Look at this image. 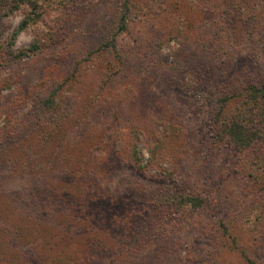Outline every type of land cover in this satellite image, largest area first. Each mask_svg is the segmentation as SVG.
<instances>
[{
  "label": "rangeland",
  "instance_id": "1",
  "mask_svg": "<svg viewBox=\"0 0 264 264\" xmlns=\"http://www.w3.org/2000/svg\"><path fill=\"white\" fill-rule=\"evenodd\" d=\"M124 3L0 0V264H264V161L216 118L264 81V0H165L119 32Z\"/></svg>",
  "mask_w": 264,
  "mask_h": 264
},
{
  "label": "trees",
  "instance_id": "2",
  "mask_svg": "<svg viewBox=\"0 0 264 264\" xmlns=\"http://www.w3.org/2000/svg\"><path fill=\"white\" fill-rule=\"evenodd\" d=\"M124 1L123 10L122 12L120 10V16H118L119 32L128 30L129 21L131 19L133 20V18L138 15V11L142 10L145 13H152L155 15L162 12L165 8V0H146L145 4L143 3L141 6L133 4V0ZM31 4V2H28L29 6ZM116 37L117 35L113 34L112 39L107 41L108 47L106 49L111 48V50H117ZM37 46V44H33L29 49L35 50ZM244 91L249 93L247 97L248 100L245 101L244 99L241 104L233 109H229V111L226 110V106H228L227 103L230 98H234L235 96L230 94L223 96V98L220 99L221 104L216 113V118L223 137L228 139L235 146L250 151L254 161H264V150H261V146L264 145V81L251 83L249 87L242 88V91H239L238 94L242 95ZM133 127L137 126H132V129ZM172 199L174 204H177L179 207H200L203 204V199L191 191H185V193L180 195L174 194ZM141 202L143 201L141 200L139 205L134 203L132 207L135 209L138 216L143 218L146 209L141 205ZM107 203L108 202L105 204L106 209L112 207L111 204ZM111 212H113V210L110 211V213ZM96 249L99 250L96 251L97 253L115 252V249L104 245V242L103 245ZM244 256L246 255L244 254ZM246 259L251 264H257L247 256Z\"/></svg>",
  "mask_w": 264,
  "mask_h": 264
}]
</instances>
